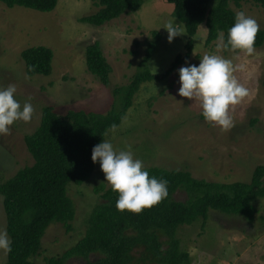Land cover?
<instances>
[{"label":"rangeland","instance_id":"obj_1","mask_svg":"<svg viewBox=\"0 0 264 264\" xmlns=\"http://www.w3.org/2000/svg\"><path fill=\"white\" fill-rule=\"evenodd\" d=\"M229 7L235 13L243 11L264 29V8L260 5L242 1L239 5L230 2ZM172 9L166 0H143L136 11L93 27L80 21L98 10L90 0H58L50 12L7 7L0 2V88L15 84L14 99L23 106L31 97L35 109L31 122L17 121L10 126V135H0V181L33 162L23 137L39 124L42 107L49 105L57 114L67 110L106 114L116 102L112 89L126 84L138 69L153 31L159 35L147 68L154 74L164 73L174 57L182 54L187 35ZM169 22L183 33L171 43L163 28ZM205 36L206 28L200 24L192 37L189 60L164 78L143 83L121 123L104 140L116 150H127L130 145L134 158L144 167L184 169L211 181L248 182L253 169L264 165V41L254 47L252 56H244L230 50L217 52L218 37L206 45ZM93 42L111 66L107 86L89 74L84 63V46ZM31 45L50 48L52 68L48 75L29 76L25 72L19 51ZM206 54L221 55L234 66H246L245 71L234 74L250 90V96L230 110L234 127L228 132L206 122L199 103L179 95V69L199 66ZM101 186L109 187L99 163L86 182L67 184L75 216L68 230L60 223L46 227L32 258L34 264H45L46 258L60 255L82 236L85 219L101 203L94 190ZM174 198L182 201L186 194L179 190ZM252 203L257 210L252 221L210 209L203 223L197 219L178 226L175 236L189 252V264H264V197ZM4 215L0 195V231L5 230ZM5 261V252L0 250V264ZM66 264L85 262L71 258Z\"/></svg>","mask_w":264,"mask_h":264},{"label":"trees","instance_id":"obj_2","mask_svg":"<svg viewBox=\"0 0 264 264\" xmlns=\"http://www.w3.org/2000/svg\"><path fill=\"white\" fill-rule=\"evenodd\" d=\"M58 0H0L7 7L21 6L40 12H50ZM98 9L80 18L93 27L136 11L143 0H90ZM173 5L172 15L183 24L186 39L182 54L178 53L162 74L147 68L149 56L156 46L159 33L153 31L144 46L138 69L129 81L112 89L116 102L106 114L67 110L57 114L49 105L41 108L37 127L23 140L33 162L0 181V195L5 225L12 251L5 253L4 264H34L32 258L40 247L41 237L51 223H60L66 230L75 216V207L67 195V184L80 185L93 174L97 163L92 161L94 146L103 142L111 126H118L132 106L140 86L160 80L185 64L193 48L192 37L200 24L206 28L204 44L214 41L220 32H227L235 23L232 2L252 1L264 8V0H166ZM264 41L260 28L254 47ZM25 72L48 75L51 72L50 48L31 45L19 51ZM83 59L87 72L103 86L109 83L111 66L105 61L97 42L86 44ZM190 66V65H187ZM34 68V70H32ZM264 86V79L262 81ZM149 176L168 181V196L141 214L116 209L118 193L110 187L95 188L101 203L94 206L84 222V230L72 245L60 255L48 257L45 264H66L71 258H81L85 264H189V252L180 246L175 236L178 226L197 219L203 223L208 211L218 210L239 214L252 221L256 207L252 203L264 197V165H257L248 182H220L196 178L188 170L144 167ZM182 190L184 200L174 194ZM95 257V259H91ZM260 264V263H258Z\"/></svg>","mask_w":264,"mask_h":264},{"label":"clouds","instance_id":"obj_3","mask_svg":"<svg viewBox=\"0 0 264 264\" xmlns=\"http://www.w3.org/2000/svg\"><path fill=\"white\" fill-rule=\"evenodd\" d=\"M163 28L168 32L171 43L175 37L183 34L178 25L167 23ZM260 26L258 22L243 11L235 15V23L227 32H220L216 45L217 52L230 50L244 56L254 54L255 42ZM34 70V68L32 69ZM244 64L233 65L232 60L221 55H204L199 66L190 65L179 69V95L199 103L206 122L228 132L234 127L230 110L241 104L250 96V90L244 86L234 74L245 71ZM17 88L10 84L0 88V135H10L15 122H31L35 109L31 97L21 104L14 99ZM116 125L111 130H116ZM107 134V133H105ZM92 161L99 163L105 174L107 184L113 192L118 193L116 209L119 212L129 211L141 214L144 209L152 208L168 196V181L149 176L144 170L143 162L134 158L131 146L127 150H116L113 145L103 140L94 146ZM0 250L10 253L11 240L7 231H0Z\"/></svg>","mask_w":264,"mask_h":264}]
</instances>
